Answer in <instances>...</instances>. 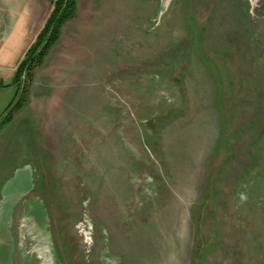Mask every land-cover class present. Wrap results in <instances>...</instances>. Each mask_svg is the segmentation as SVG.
I'll return each instance as SVG.
<instances>
[{"label":"rangeland","instance_id":"1","mask_svg":"<svg viewBox=\"0 0 264 264\" xmlns=\"http://www.w3.org/2000/svg\"><path fill=\"white\" fill-rule=\"evenodd\" d=\"M54 1L0 0V264H264V0H76L13 84Z\"/></svg>","mask_w":264,"mask_h":264},{"label":"trees","instance_id":"2","mask_svg":"<svg viewBox=\"0 0 264 264\" xmlns=\"http://www.w3.org/2000/svg\"><path fill=\"white\" fill-rule=\"evenodd\" d=\"M76 0H55L52 10L34 42L26 51L13 76V84L19 81L23 72L30 73L37 61H41L49 48L56 42L60 29L74 16ZM0 87H3L0 84Z\"/></svg>","mask_w":264,"mask_h":264},{"label":"crops","instance_id":"3","mask_svg":"<svg viewBox=\"0 0 264 264\" xmlns=\"http://www.w3.org/2000/svg\"><path fill=\"white\" fill-rule=\"evenodd\" d=\"M27 5V4H26ZM31 17L32 15L30 14V10L28 7H26V11H23L22 13L19 11H17V13L15 14V21L13 26L10 29V33L6 35V37L4 38L3 41L8 40L11 36H13L16 27L18 26V23L20 24V27L22 29V33L24 32L26 34V37H24V41H15L16 42V46H15V53L13 54V51L11 52L13 54L12 57V61H3L4 64L2 65H9L12 62H14L17 58H19V56L21 55L22 51L25 48V44H26V39H27V35H28V28H29V23L31 21ZM37 17V16H36ZM60 35V34H59ZM1 42V41H0ZM13 49V47H12Z\"/></svg>","mask_w":264,"mask_h":264}]
</instances>
